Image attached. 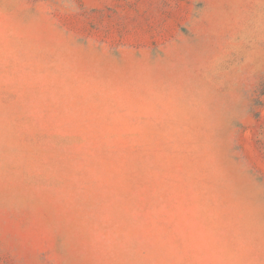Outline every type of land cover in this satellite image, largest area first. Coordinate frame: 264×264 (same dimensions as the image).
Here are the masks:
<instances>
[{
  "label": "rangeland",
  "instance_id": "374dc122",
  "mask_svg": "<svg viewBox=\"0 0 264 264\" xmlns=\"http://www.w3.org/2000/svg\"><path fill=\"white\" fill-rule=\"evenodd\" d=\"M0 264H264V0H0Z\"/></svg>",
  "mask_w": 264,
  "mask_h": 264
},
{
  "label": "crops",
  "instance_id": "0c3cea01",
  "mask_svg": "<svg viewBox=\"0 0 264 264\" xmlns=\"http://www.w3.org/2000/svg\"><path fill=\"white\" fill-rule=\"evenodd\" d=\"M209 22L208 15L199 13L195 17V27L187 34L178 30L172 42L164 48L158 47V51L165 53L167 59L169 55L172 56L173 61L182 64L181 66L188 69L187 72L197 77L195 83L203 93L219 94L222 92L224 41L221 32L211 31L205 26ZM210 102L214 103L215 100Z\"/></svg>",
  "mask_w": 264,
  "mask_h": 264
}]
</instances>
